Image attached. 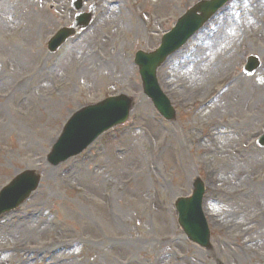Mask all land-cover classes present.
<instances>
[{
  "label": "rangeland",
  "instance_id": "374dc122",
  "mask_svg": "<svg viewBox=\"0 0 264 264\" xmlns=\"http://www.w3.org/2000/svg\"><path fill=\"white\" fill-rule=\"evenodd\" d=\"M71 1L44 0L51 21L44 34L37 24L11 37L0 28V93L7 91L0 99V189L26 170L41 176L32 197L0 219V264H28L24 252L37 247L62 253L54 264H264V150L254 143L264 131L258 117L264 104L251 89L264 80V69L251 78L242 74L249 55L264 62V0H250L239 21L225 27L227 14L249 1L232 0L158 71L177 113L170 123L143 96L134 56L156 50L197 0H83L85 8L97 6L93 24L49 54L46 40L74 19ZM80 48L95 66L82 61L78 69L72 50ZM10 51L25 53L11 74L5 69ZM232 80L237 84L222 100L227 106L198 111L204 94ZM120 95L135 100L124 126L78 157L57 167L47 163L72 114ZM231 147L236 154L228 153ZM196 179L205 186V202L215 203L205 213L209 250L185 238L174 209ZM250 190L261 203L253 204ZM162 246L168 247L163 260ZM7 248L19 255L7 256Z\"/></svg>",
  "mask_w": 264,
  "mask_h": 264
},
{
  "label": "water",
  "instance_id": "95a60500",
  "mask_svg": "<svg viewBox=\"0 0 264 264\" xmlns=\"http://www.w3.org/2000/svg\"><path fill=\"white\" fill-rule=\"evenodd\" d=\"M227 0H222L220 4L213 3L203 5L205 8H199L197 11L201 12V16L197 17L189 14L184 17L179 26L172 31L164 39L163 47L157 54L152 56L141 55L137 57V63L142 76L144 92L147 95L153 96L156 92L154 84V72L157 67L164 60L165 47L172 46L174 49L180 46L187 38H189L195 31L215 13V10ZM195 11V12H197ZM190 17V18H189ZM189 22L190 29L184 31V25ZM87 21L84 22L86 24ZM63 35L59 39L60 42ZM169 42V43H167ZM168 52L166 51V54ZM256 67H251L253 70ZM154 103L163 115L167 118L169 112L165 108V103L162 98L157 97ZM131 108V101L125 97L107 100L105 103L86 109L76 114L66 126L62 137L57 145L54 147L51 157L49 159L53 162H60L66 158L76 155L81 152L93 139L102 131L109 127L122 123L125 121L127 114ZM117 113V115H115ZM168 118H172L171 115ZM264 145V143H263ZM37 183V178L33 174H24L7 187L0 196L2 199H8L9 202L0 206V212L8 208L19 205L26 195L31 192ZM196 190L192 199H180L176 203V209L180 214V224L183 227L188 238L192 241L205 245L207 242L206 234L204 233L205 226L200 221V213L198 210L202 195V187L199 182L196 183ZM207 245V244H206ZM205 245V246H206Z\"/></svg>",
  "mask_w": 264,
  "mask_h": 264
},
{
  "label": "bare ground",
  "instance_id": "6f19581e",
  "mask_svg": "<svg viewBox=\"0 0 264 264\" xmlns=\"http://www.w3.org/2000/svg\"><path fill=\"white\" fill-rule=\"evenodd\" d=\"M43 2H44V0H0V28H2L11 37L14 35H21L22 33H25V29L29 25L37 24L40 27L42 34H44L46 27L49 25V23L51 21L47 20V18H46V14L43 10V6H44ZM100 3L102 5L103 0H101ZM249 6H250L249 4H244L233 16L230 13H228L225 20L222 23V26H225V27H227L228 25L231 26L235 22L239 21L236 19V18L240 17L239 12L242 10H246L247 8H249ZM115 12H119V11H115ZM115 12L113 11V12H111V14L115 15L114 14ZM237 29H240V27H237ZM201 39H202V41L207 40L206 38H204V34H202ZM203 45L208 46V44H203ZM81 50H82V48L72 50L73 57L77 58L75 65L78 67V69L81 68L80 63H82V61H83V63H82L83 65H84V63H88L90 65V67L95 66L94 62H91L90 59H88L86 61V58L81 56V54H80ZM8 55H10V61L7 64V71L12 73L16 69H18V63L20 62V58L23 57L25 55V53L23 51L22 52L10 51ZM25 61L20 63V66H23ZM206 64H207V62L202 64V66L205 70H206V67H205ZM190 67H191V64L189 63V65L187 66V71H189ZM87 70L88 69L86 68L84 70V73L87 72ZM38 76H39V74H37L36 77H38ZM261 87H263V86L257 84V85H254L253 88H251V89L258 91ZM0 95H2V93H0ZM227 95H229V97H230V95H231L230 90L225 92L221 97L213 99V102L216 103V105H214L210 108L220 109L221 106L222 107L227 106L228 102L222 103L223 98ZM259 100L260 101L264 100V92L261 93ZM210 108H208L207 110H205L201 113H206L208 110H210ZM1 113H2V111L0 110V114ZM222 132L226 133L227 129L222 131ZM241 138L242 137L240 135H238V139H241ZM233 143L234 142H232L231 145H233ZM227 144L228 143L226 142L222 145L224 147H226ZM229 150L230 151L228 153L236 154V152L232 149V147ZM225 151H226V149H225ZM219 193L222 194L223 192H219ZM247 194H249L251 196L253 204L261 203L262 198L264 197V196L263 197L260 196L256 192H253V190H250L249 192L247 191ZM229 195H230L229 192H226V196H229ZM211 199L212 198H209L208 202H206L205 205L203 206L204 212H206V210H207V212L214 210L215 203H213ZM40 220L42 221L43 219H40ZM167 248H168L167 246H162L160 248V249L164 250V251H161V253L158 256L160 259L163 260L164 254H165V251ZM34 255L35 254H32V253L24 254L23 259L26 261H29L31 259H34ZM65 255L68 258V257L72 256L73 253H68ZM4 260H6V259H4ZM52 260H53V258L49 262H51ZM58 260H60V259H58V258L55 259V261H58ZM42 263L49 264L44 259H42ZM68 263L73 264V262L71 260L67 261L65 264H68ZM52 264H54V262ZM127 264H129V262Z\"/></svg>",
  "mask_w": 264,
  "mask_h": 264
}]
</instances>
